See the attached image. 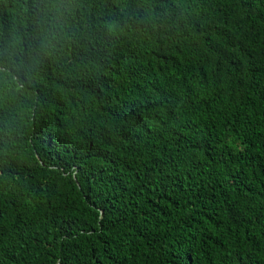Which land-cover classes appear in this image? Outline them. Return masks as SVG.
<instances>
[{
    "label": "trees",
    "instance_id": "obj_1",
    "mask_svg": "<svg viewBox=\"0 0 264 264\" xmlns=\"http://www.w3.org/2000/svg\"><path fill=\"white\" fill-rule=\"evenodd\" d=\"M0 264H264V0H0Z\"/></svg>",
    "mask_w": 264,
    "mask_h": 264
},
{
    "label": "clouds",
    "instance_id": "obj_2",
    "mask_svg": "<svg viewBox=\"0 0 264 264\" xmlns=\"http://www.w3.org/2000/svg\"><path fill=\"white\" fill-rule=\"evenodd\" d=\"M17 63V53L14 46H8L3 50H0V70L7 69L8 72L14 70V66Z\"/></svg>",
    "mask_w": 264,
    "mask_h": 264
}]
</instances>
